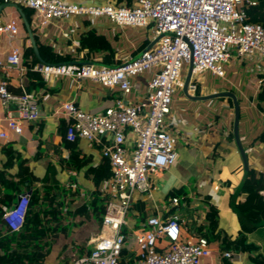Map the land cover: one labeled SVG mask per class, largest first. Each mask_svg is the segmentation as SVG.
Masks as SVG:
<instances>
[{
    "label": "crops",
    "instance_id": "1",
    "mask_svg": "<svg viewBox=\"0 0 264 264\" xmlns=\"http://www.w3.org/2000/svg\"><path fill=\"white\" fill-rule=\"evenodd\" d=\"M62 1L88 6L117 2V0ZM120 1L121 5L132 6L137 0ZM18 11L13 3L0 11V16L4 19H18L20 23L17 37L9 42L5 38H0V56L3 60L12 49H18L24 58L25 49L30 47ZM83 20L77 17L54 20L43 33L39 32L43 37L40 39L56 45L61 52H69L72 46L78 44L79 33L96 29L106 36L121 63L134 59L146 48H152L156 42L152 26L142 28V36L138 32L139 37L131 38L128 33L123 32L124 28L114 26L107 19H92L88 26L84 25ZM128 44L129 48L122 46ZM236 59L242 61L245 58H234L233 61ZM229 60L225 64L228 67ZM260 62L256 71H249L252 73L251 76L242 77L238 74L234 81L230 79L231 73L224 72L225 75L221 78L211 72H203L196 76L197 83L193 77V82L197 86L196 92L191 93L187 89L185 94L182 88L181 95L172 97V106L165 118L164 129L174 140L177 161L172 167L150 177L154 186L150 193L133 194L126 223L122 227L124 234L128 236V243L123 249L127 256L122 264L137 263L136 252L130 245L134 232L141 224L150 216H158L164 220L171 215L173 206L168 195L173 191H183L184 197L188 200L187 206L194 211L193 219L196 226L204 224V198L209 197L210 204L218 211L219 231L232 238L238 235L241 227L238 217L231 208V198L242 178L243 166L234 137L230 136L233 134L234 119L232 100L221 97L196 101L191 98L226 91L235 95L240 112L239 138L247 156L248 167L264 174V142L258 141L264 133V112L256 107V96L261 85L258 81L263 79L264 74V62ZM187 71L188 69L185 70V78ZM152 76L153 71H148L134 78L140 88L133 91L127 97V101L134 103L143 100L147 94L146 84ZM37 78L40 79L39 76ZM215 78L224 80V85L217 83ZM0 79L8 82V89L14 94L21 92L20 86L25 90L28 86L26 74L20 75L13 67L0 69ZM46 85V89L37 88L31 92L38 100L40 119L34 124H24L21 135H15L7 130L5 122L1 119L6 109L0 104V132H7L8 138L0 139V174L10 183L7 186L0 180V213L4 207L13 205L20 195L29 191L32 193L34 189L40 190L42 193L40 204L42 209L48 212L46 213L48 215L43 214L42 218L47 217L48 222L50 221L48 223L50 233L46 238L49 243L44 249L47 250V255L43 264H71L91 250L101 232L97 218L101 209L99 206L96 209L93 205L96 187L91 171L104 163L102 147L107 144L110 136L100 134L93 142L78 138L71 144L69 142V146H65L63 138L66 135V120L60 106L63 103H73L83 112L101 114L113 105L116 94L88 80L77 82L59 78L52 79ZM9 108L14 110L13 105ZM134 142L135 136L129 131L126 135V147L132 149ZM22 183L23 186H20ZM45 190L48 197L43 196ZM241 199L242 194L236 199V204ZM102 205L104 206V203ZM182 222L184 224V220ZM4 230L3 226L2 237L6 235ZM184 236L197 237L186 227ZM247 239L259 248L254 256L264 262V227L247 234ZM209 244L211 255L203 259L201 264H222L218 245ZM228 260L231 264H254L248 254H233Z\"/></svg>",
    "mask_w": 264,
    "mask_h": 264
},
{
    "label": "built area",
    "instance_id": "2",
    "mask_svg": "<svg viewBox=\"0 0 264 264\" xmlns=\"http://www.w3.org/2000/svg\"><path fill=\"white\" fill-rule=\"evenodd\" d=\"M2 3L20 4L33 10L31 26L41 33L54 20L75 17L104 18L118 28L153 27L155 45L115 66L68 62L39 63L28 69L18 49H12L5 60L0 56V69L13 67L22 76L30 71L46 83L59 78L88 80L115 92L113 105L101 114L83 112L73 103L61 104L60 110L66 120L68 142L78 138L93 142L100 134L110 136L101 152L111 172L102 188L106 200L101 232L91 250L71 264H122L125 259L122 251L128 243L122 227L133 194L150 193L154 189L150 177L177 161L174 140L164 129V122L176 89L183 88V65L192 63L188 90L194 93L197 90L194 76L209 71L224 77L222 66L233 56L241 59L257 55L264 59V28L247 21L244 7L245 4L254 6L255 2L137 0L132 6L112 3L88 6L62 0H2ZM19 24L18 19L0 16V38L9 42L17 37ZM148 71H153V76L146 84L144 99L134 103L127 101V97L140 88L134 78ZM261 83L259 80L258 84ZM8 87V82L0 79V104L6 109L1 119L8 131L21 135L24 124H34L40 119L39 103L23 86L19 94L10 92ZM129 131L135 136L132 149L126 147ZM0 139L7 140V132H0ZM260 194L264 195V191ZM29 198L25 193L13 205L3 208L2 221L10 232L22 228ZM170 202L173 207L180 204L178 198ZM131 245L136 252V264H201L211 255L206 238L184 236L183 222L177 214L164 220L158 216L148 217L134 232ZM231 256L229 252L223 254L228 259Z\"/></svg>",
    "mask_w": 264,
    "mask_h": 264
},
{
    "label": "trees",
    "instance_id": "3",
    "mask_svg": "<svg viewBox=\"0 0 264 264\" xmlns=\"http://www.w3.org/2000/svg\"><path fill=\"white\" fill-rule=\"evenodd\" d=\"M255 5L245 4V10L247 14V21L250 23L260 24L264 28V0H253ZM121 1L117 0L116 5H121ZM0 0V5H2ZM16 8L24 14L25 19L32 28L33 38L35 40L39 58L36 57L32 47H28L24 51L23 63L26 68L43 63V64H62L75 61H84L96 63L104 66L120 65L121 60L116 58V50L111 43L106 39V36L96 29H89L85 32L78 34V44L69 52H61L56 45L48 42L41 41L43 38L38 30L31 26L33 10L24 7L20 4H15ZM91 21L84 19V25L88 26ZM26 38L28 39L26 30L24 29ZM70 45V43H69ZM83 53V56L80 55ZM28 78V86L26 90L32 92L37 88L47 87V83L42 79H38L32 72H26ZM262 83L259 87L256 96V107L264 112V74L262 75ZM66 131V127H65ZM230 136L232 137L233 134ZM64 139L65 146H69V142ZM260 142H264V133L259 138ZM73 142H70V144ZM93 173V181L96 187L94 194L93 205L94 208L99 206L101 209L98 218L101 226L102 217L105 206L102 203L105 202L106 196L103 194L101 186L111 176L108 161L99 166L96 170L91 171ZM4 177L0 174V180L2 183L9 186L10 183L6 182ZM23 186V183L20 184ZM264 191V174L257 173L255 170L249 168L248 176L245 185L242 189V199L236 204V209L240 214V227L241 230L235 238L229 237L227 234L219 231L218 229V211L210 204L209 197H205L204 201V224L196 226L193 215L194 211L187 206L188 200L184 197L183 191H173L168 195L170 200L172 198L179 199V206L173 207L172 214H177L180 220H184L183 227H186L190 233L196 234L198 237H203L208 240L209 243L217 244L219 247L220 256H222V264H231L228 258L223 257L225 252L233 254H248L251 262L254 264H264L258 257L254 255L258 252L259 248L248 242L247 234L254 232L255 230L264 227V196L260 194ZM43 196L48 197L47 190ZM42 193L40 190L34 189L29 198V206L24 217L22 228L18 232H10L6 225L2 221V213H0V264H43V261L47 255L48 234L50 228H48V218L44 217L45 210L42 209L40 200ZM100 197V198H99ZM102 197V198H101ZM52 199V198H51ZM46 214L45 216H47ZM47 224V226H46ZM5 228L6 235L2 237V228ZM127 252L122 251V257H126Z\"/></svg>",
    "mask_w": 264,
    "mask_h": 264
},
{
    "label": "water",
    "instance_id": "4",
    "mask_svg": "<svg viewBox=\"0 0 264 264\" xmlns=\"http://www.w3.org/2000/svg\"><path fill=\"white\" fill-rule=\"evenodd\" d=\"M6 5L2 4L0 5V11L5 7ZM21 19H22V23L24 26V29L26 30L27 36H28V40L30 43V46L32 47L36 57L38 58V60L41 62L40 58H39V53H38V49L35 43V40L33 38V34H32V28L30 27V24L27 22V20L24 17V14L21 11H18ZM157 40V39H156ZM148 48H146L145 50H143L142 52L146 51ZM141 52V53H142ZM140 53V54H141ZM139 54V55H140ZM138 55V56H139ZM70 63H77V64H94V65H99L96 63H91V62H70ZM100 66V65H99ZM104 66V65H101ZM192 76V63L190 62L188 65V71H187V75L186 78L184 79V83H183V90L184 93L187 94V89H188V85L190 82ZM221 97H226V98H230L232 100L233 103V112H234V119H233V128H232V133H233V137L238 149V152L240 154L241 157V161H242V166H243V174H242V178L240 180L239 185L237 186V188L235 189V191L232 194V198H231V208L234 211V213L236 214V216L238 217V219H240V214L236 209V199L238 198V196L241 194L242 189L245 185L247 176H248V172H249V167H248V163H247V156L246 153L242 147V144L240 142V138H239V117H240V112H239V106H238V101L235 97V95L230 92V91H226V92H221V93H217V94H213L211 96H206V97H196V98H191L192 100H196V101H207V100H211V99H216V98H221ZM29 195H31V191L28 192Z\"/></svg>",
    "mask_w": 264,
    "mask_h": 264
},
{
    "label": "rangeland",
    "instance_id": "5",
    "mask_svg": "<svg viewBox=\"0 0 264 264\" xmlns=\"http://www.w3.org/2000/svg\"><path fill=\"white\" fill-rule=\"evenodd\" d=\"M141 29L142 28H134V27H124L123 29V32L124 33H128L129 34V37L131 38H136V37H139L140 34L138 32L141 33ZM136 32V33H135ZM141 36H142V33H141ZM121 45V44H120ZM122 46H125L127 48H129V44L128 45H122ZM129 46V47H128ZM234 58H236L235 56H233ZM233 57H231V59L229 60V64L230 66L228 67V65H225L223 64V71L224 72H227L228 74L231 73V77L230 79L232 81H234V79L237 77V75L239 74L240 76L242 77H246V76H251L252 73H250L249 71L250 70H253V71H256V67L259 63H261L260 61H262V63L264 62V59H261L259 56L257 55H251L249 57H246L244 56L243 58L241 59H244V60H234L233 61ZM233 58V59H232ZM259 61V62H258ZM241 62H244L243 64H241ZM230 68V69H228ZM188 69V65L184 64L183 65V68H182V75H181V78L182 80H184V74H185V70ZM209 72V71H208ZM225 75V73H224ZM198 76V75H197ZM194 80L198 81V77L194 76ZM217 83H220V84H223L224 85V80H221V79H217L215 78L214 79ZM177 92V93H176ZM176 94L173 96L174 98L178 97L179 95L182 94V88H177L176 89ZM129 99L131 100L132 99V95L129 97ZM172 106V105H171ZM165 125V124H164Z\"/></svg>",
    "mask_w": 264,
    "mask_h": 264
}]
</instances>
